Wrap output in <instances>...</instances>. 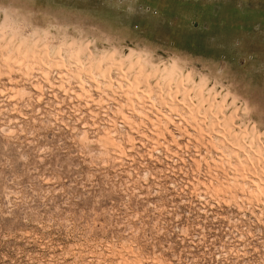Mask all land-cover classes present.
<instances>
[{"label": "rangeland", "instance_id": "374dc122", "mask_svg": "<svg viewBox=\"0 0 264 264\" xmlns=\"http://www.w3.org/2000/svg\"><path fill=\"white\" fill-rule=\"evenodd\" d=\"M0 264H264V0H0Z\"/></svg>", "mask_w": 264, "mask_h": 264}]
</instances>
